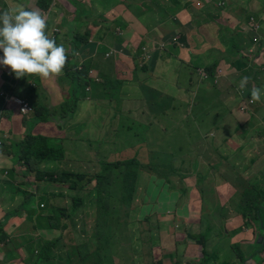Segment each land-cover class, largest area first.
<instances>
[{"label": "rangeland", "instance_id": "obj_1", "mask_svg": "<svg viewBox=\"0 0 264 264\" xmlns=\"http://www.w3.org/2000/svg\"><path fill=\"white\" fill-rule=\"evenodd\" d=\"M156 1L158 8L161 7L162 11L170 9L169 15L156 18ZM160 1L121 0V4L131 7L130 10L134 14L147 12V19L150 22L163 20L161 24L163 27L161 26L157 32L163 35L164 39L159 44L165 43L168 54L163 55L162 62L154 67V64H151V50H147L143 55L144 47L141 46L139 40L136 41L138 37L132 40V44L128 47L129 52L125 48L114 50L112 43L119 37L115 28L121 27L123 20L118 21L116 17L107 18L105 16L106 11L112 12L115 8H119L118 3H114V0H106L105 10H103V13H99L97 17V21L102 22L103 28L83 34L84 38L89 40L97 38L100 34L101 37L98 39H101L103 35V42L99 49L100 59L98 61L94 53L86 54L87 77L85 79L79 77L77 80L78 73L75 70L69 72V82L70 78H73V83L78 82L74 85L75 92L70 91L55 106L57 110L63 109L67 113L70 110H77V107H82V113H78L77 116L80 127L72 128L71 126L68 128L67 125H64L59 131L57 137L67 138H57L58 140H56L57 147H65L66 157L64 155L63 161L49 164L42 163L40 165V168L46 172H84L87 177H92L99 172L97 161H95V159L99 160V157L100 160L111 163L128 160L131 157L135 158L140 168L138 166V178L133 185L135 200L130 211L127 214L122 213L120 215L123 226L119 229L123 235H120L119 231L114 228L117 235H111L112 240L109 241L108 235L106 237L105 223L98 220L100 217L97 216L96 205L98 207L105 206L106 203L111 201V198L107 199V197L116 195L110 185L98 184L97 189L100 194L98 192L94 194L93 188L97 181L95 180V184H92V179L89 185L84 181L82 188L77 190H69L68 185L64 183L55 185L49 180L37 181L36 174L28 170L25 171L23 165V172L20 171L22 169H19V173L17 172L21 165H19L20 162L17 161L16 156L3 154L0 155V174L6 173V178L0 176L2 180L0 181V216L4 218L10 211L17 212V214L9 218L8 231L5 226L2 229L4 239L1 241L4 242L6 247L4 244H0V247L5 252L7 250V258H3L2 254L0 264H7L11 260L10 264H37L39 247L34 245H39V241L45 243L55 240L59 241V244L52 249L50 264L211 263L209 255H206L204 260L197 261L195 257H189L182 253L184 250H188V246H190L188 244L195 245L193 244V236L196 238L200 230L204 233L206 231L208 233V230H210V227L206 230L205 226L204 228L200 226L203 222H210L213 213L217 209L219 198L225 197L224 194L229 189L227 174L241 179L242 174H245L250 177L247 179L249 182L253 181L256 160L261 153H264V123L252 122L250 124L251 131L243 130L242 125L235 119L236 117L239 118L240 113L243 115L253 114L252 108L256 107L251 100L250 90L253 87L247 84L241 90L239 83L236 90L233 89L231 81L238 72H234L230 67L231 64L227 63L223 67H219V64L215 68L214 71L218 69L224 77L222 80L217 81L216 87H213L218 75L214 73L207 75L205 69L207 66L205 65L198 68L200 65L196 62L195 56L201 50L198 46L195 53L191 50L194 48L190 44L191 38L197 40L196 36L200 32L210 31L206 29L215 25L211 20H216V17L211 14L218 13L216 8H224L225 0H209L206 5H202V1L197 2V5V0H195L193 3L194 7L198 9V13L194 18L177 16L176 12L178 7H182L183 0H168L169 3ZM99 11L98 6L93 13L89 12L87 14L93 15ZM259 14L251 15L245 25H240V17L234 16L233 22L235 24L232 25L234 33L241 36L242 31L252 30L259 35L256 29L258 27L256 21L259 18L264 19L263 15L258 17ZM203 15L204 20L195 19L197 16ZM108 16H111V14ZM127 16L130 18V15ZM220 17L222 20L226 19L221 15ZM108 21H112V23L106 25ZM118 22L119 25H116ZM195 23H199L196 27L201 26L202 28L196 29ZM58 29L56 31L62 39L61 29ZM109 29L113 31L112 35H108ZM124 30L131 31L130 28H124ZM97 31L100 32L97 33ZM261 32H264V28ZM234 33L230 32L229 35L233 37ZM118 39L122 40L120 37ZM198 42L200 47L205 48L204 53L206 54L207 44L203 43L201 39H198ZM77 45L81 50L88 51L90 49L89 46L79 42ZM117 54L121 55L122 58L131 56L132 61L137 66L133 69L124 70L125 74H128L126 78L124 76L119 77L114 70L116 66L118 68L124 66L121 62L115 63ZM248 58L253 60L254 56ZM258 62L264 64V58L260 57ZM144 63L147 65V71L142 72L141 67ZM212 64L214 65L215 62H212ZM180 73L186 77L184 84L187 87H184L178 81ZM226 75L229 76L226 78ZM250 75L255 77L254 74ZM95 78H98V81ZM144 78L148 86H154V90L166 94L157 93L155 96L150 97L147 94ZM242 78L243 75L238 78L237 82H241ZM73 83H70L71 87H73ZM192 83L194 84L192 85ZM196 84L197 86H195ZM256 88L258 87L256 86ZM18 89H21V86ZM216 92L219 93L213 94ZM205 93L208 95L207 97H205ZM3 94L4 92L1 93L2 96ZM22 94L26 98V94ZM237 94L243 105L240 106L238 103L237 108H235ZM127 97H131L129 100L134 101L132 102L134 107L132 105L128 106L129 101L125 99ZM15 98L19 97L16 96ZM28 100L34 103L37 99L29 95ZM107 100H110L111 107H101L103 105L102 101L107 104ZM143 102L147 106L155 108L152 113L148 111L151 114V119L154 120L148 128L134 120L144 118L145 107H135L139 104L142 105ZM257 104L259 107H263V100L258 101ZM95 105L98 107H95ZM99 105L101 106L99 107ZM194 105L196 106L193 107ZM225 107H228L229 111ZM36 110L40 111L41 114L46 113L45 116L49 114L42 107H38ZM192 112L198 115L196 119ZM104 122L109 123V127H106ZM40 123L43 122L40 121ZM44 123L45 126L39 127V131L34 135H44L43 132L47 130V120H44ZM4 124L8 126L5 121ZM4 124L1 123L3 129H5ZM23 129L25 130V127ZM7 131L9 132V130ZM7 138L18 140L16 135L11 134L7 135ZM253 138L254 140H252ZM78 143L83 147L78 148ZM14 147L16 148L13 150H17V146ZM163 158H165L164 162ZM262 161L264 160H259V163ZM179 165L188 169L174 171L175 175L171 176V171ZM24 172H27L26 176H29L28 178H25ZM181 172L185 173L180 174ZM19 174L20 176L17 177ZM176 175L181 176L176 177ZM160 177L165 178V180H161ZM27 180L31 185L27 184ZM104 181L110 182V177L106 176ZM164 183L165 185H163ZM151 187L158 192L159 197L156 200H154L156 193L150 190ZM210 187H213L212 191L205 192L201 190ZM262 187L264 185L257 182L251 191L257 195ZM13 188L16 190L15 192ZM179 189H182V191L176 198H167V195L171 194L168 191L177 192ZM237 190L242 191V186L234 189V191ZM45 191L50 193L51 196H45ZM22 192L35 194L34 203L36 202V205L45 202L46 207L41 210L46 214L50 213L52 207L69 209V219L67 220L66 216L63 217V221L68 223L67 229L59 232L54 231L53 233L56 234L51 236L45 235L42 232L43 230L36 231L37 220L43 213L42 211L32 212L28 215V212L19 209L22 203ZM73 196L82 201L78 208L76 206L77 209L71 206ZM113 201L117 202V198L113 197ZM234 201L239 205L236 200ZM222 203L226 204L227 202ZM198 206L201 209L199 220ZM239 206L242 208L241 205ZM239 206L237 207L239 208ZM144 207H147V213L143 216L144 211L142 210ZM32 210H35L34 206ZM193 210L197 212L195 215L192 213ZM235 210L241 212V209ZM111 211L114 221L111 222V225L114 227L118 224L117 209L112 207ZM171 211L176 212L171 215ZM148 213L151 218L145 219L144 217ZM191 217L193 218V225L187 223ZM223 219H226V215ZM42 226L47 227L46 222H43ZM99 226H101L100 230ZM256 228V224L253 223L249 226V232L246 236L242 235V239L237 237L242 240V246L237 241L236 244L229 241L232 248L242 252V259H247L245 263V260H242V264H264V251L257 253L252 258H247L253 252V248L248 249V245L255 242L253 240L248 243V238L253 239ZM95 230L99 231L93 236ZM242 230L246 233L245 226ZM34 231L39 233L38 236L35 235ZM226 234L233 236L236 235V232H226ZM244 238H247V241H243ZM95 239L102 243L101 247ZM117 240L120 241L119 246H117ZM32 241L35 244L30 243ZM114 241L116 245H114ZM23 246L27 252L26 257H22ZM246 249V255H248L243 256ZM39 264L46 263L40 262ZM217 264H228V262H217Z\"/></svg>", "mask_w": 264, "mask_h": 264}, {"label": "crops", "instance_id": "obj_2", "mask_svg": "<svg viewBox=\"0 0 264 264\" xmlns=\"http://www.w3.org/2000/svg\"><path fill=\"white\" fill-rule=\"evenodd\" d=\"M167 1L168 0H161L160 2L169 3ZM194 1L195 0H183L182 7L181 8L178 7V10L176 12L177 16L194 18L195 15H197L198 13V9L194 7V3H193ZM200 1L203 2L202 5H206L209 0H197L196 4L197 2ZM225 2L226 4L224 8L219 9L215 7L218 10V13L211 14L216 17V20L215 21L211 20V22L215 23V25L210 26L209 28L206 29L210 31H204L203 33L200 32L198 36H196L198 39H201L203 43L207 44L208 50L206 54L204 53L205 48L199 46L198 39L195 40L191 38L190 44L194 47L191 50L194 53L197 51L196 48L198 47L201 50L198 51L199 52L198 54H196L195 60L198 63V65H200L199 67H203L204 65L211 66L213 65L212 62H215L214 64V70H215V68H217L219 64H220L219 67H223L226 63L230 64L228 59H235L237 57H242V67L236 68L235 66L230 65L231 69L234 72H238V74L232 78L231 87L236 90L237 85L240 83L237 82L238 78H240V76L243 75V77L248 78L247 81L248 85L252 86L253 88H256L257 86L258 88L264 90V64L258 62V59L260 57L264 58V32H261L262 29L264 28V19L259 18V20L256 21L258 25L256 29L258 30L259 35L255 34L254 31L252 30H247V31H242V35L241 36L238 35L237 39H235V36L237 35L233 31L234 28L232 29V25L235 24L233 22V19H235L234 16L240 17L239 20L241 22L240 25H245L248 22L247 21L248 17H250L251 15H257L260 13L258 17L260 15L264 16V0H225ZM114 3H118L119 8H115L114 11L112 12L106 11L105 13V16H107V18L116 17L118 21L121 19L123 20V24L121 25V27L118 26L117 28H115L119 37L122 38V40L120 41L118 37L116 38V40L113 41L112 44L114 45V50L115 51L123 50L125 48V50L129 52L128 47L132 44V40H135V38L138 37L136 41L139 40L141 46L144 47L143 55L147 50H151L150 51V58L152 61L151 64H154V67H156L158 63L162 62L161 60L162 56L168 54L165 43L159 44L164 39L163 35L157 32L158 30H160L163 20H160L159 22L158 20L156 21L154 20L150 22L149 19H147L148 16L147 12H139L134 14L130 10L131 7L121 4V0H114ZM106 5H107L106 0H52L49 8L44 9L42 8L43 6L38 3V0H0V12H2L5 9L16 8L17 6H23L27 9H39L40 11L42 10L41 12L47 17L46 34L49 36V38L50 35L54 37L56 29L58 28L61 29L60 35L63 38L60 39L59 33H57L59 39L55 41L58 45L62 44L67 49V54H68V60L63 69V73L57 77L49 78V79H42L35 75L17 79L14 73H12L6 66L0 65V83H1L0 84V140H2L3 138L7 139V135L11 134L17 136L18 140H14V141H20L23 137L22 135H24L25 132V130L23 129L24 127L31 129L32 135L37 134L39 129L45 126L44 120H47L48 122L46 126L47 130L43 132L44 135H34V136H45L47 138H50L51 139L50 143L52 145H56V142L52 143V140L56 141L58 140L57 138H66V137H57L59 136V131L61 130L62 127H64V125H67L68 128L71 126L72 128L80 127L79 126L80 121L78 120L77 116L78 113H82V107H77V110H70L67 113L63 109L57 110L55 106L59 104L63 100L64 96H67L70 91L75 92L74 85L77 84L78 82L73 83L74 82L73 78H70L71 80L69 82V76H68L69 72L75 70L78 73V77H76L77 80L79 79V77H83V79L87 77L86 75L87 72L85 68L86 54L90 55L91 53H94L99 61L100 59L99 49L103 42V35L101 39H98L99 37H101L100 34L98 35L97 38H93L89 40V39H85L83 34L88 33L89 31L95 29L103 28L102 22L101 21L98 22L97 17L99 13L101 12L103 13V10H105L104 8ZM98 6L100 8V11L98 13L93 15L87 14L89 12L93 13L95 11V8H97ZM156 6H157V10L155 13L156 15L154 14L156 18L159 16L164 17L166 15H169L168 13L170 9L166 11L165 10L162 11L161 7L158 8L157 1H156ZM110 14L111 16H108ZM127 15H130V18ZM220 15L223 16V18L225 17L226 19L222 20ZM242 15L244 17V20L243 17H241ZM195 19L204 20V15L197 16ZM111 23L112 21L111 22L108 21L106 25H110ZM197 24L195 23V27ZM116 25H119V22L116 23ZM123 27L130 28L131 31L130 32L125 31ZM156 27L158 28L156 29ZM199 28L201 29L202 27L201 26L196 27V29ZM98 32L100 31H97V33ZM112 32L113 31L109 29L108 35H112L113 34ZM230 32L234 33L233 37L229 35ZM254 37L256 38V40ZM107 38H109V36H107ZM78 42L86 46H89L90 49L88 51L81 50L77 45ZM235 43L238 44L239 47L242 46L243 44V46L239 48L240 55L235 53L230 54L229 53L230 50L228 51L229 47H233V51H236V46L234 45ZM2 55L3 53L0 52V57H2ZM251 56H254L253 60H250L248 58ZM118 62H121L122 65L124 64L122 68H118V66H116V68L114 69L118 73L119 77L124 76L126 78L128 74L126 75L125 71L128 69H133L136 65L132 61L131 56L128 57L126 56L122 58L121 55L119 54H117V58L115 59V63ZM214 70H213L214 74L218 75V79L215 81V84L213 85V87H216L217 81L222 80L224 76H222L219 73L218 69L216 71ZM250 74H254L255 77H252V75ZM179 75L182 76V82L185 87L186 85L184 84V81L186 80V77L181 73ZM228 76L229 75H226L225 77L227 78ZM70 83H73V87L70 86ZM20 86L21 89H18ZM145 86L147 88V94L150 97L155 96L157 93H161L162 95L166 94L163 93L162 91L154 90V86L151 87L148 86L147 81L145 82ZM195 86H197V84ZM2 92H4L3 96L1 95ZM22 93L26 94L27 99L24 97ZM218 93L219 92L213 94H218ZM5 95H8L9 97L12 98L18 96L20 99L26 100L31 104L32 102L28 100V96L30 95L31 97H33L34 95V97L35 96L37 97L36 101H39L40 103V105L36 107H42L44 110L49 112V114L45 116L46 113H44L39 116L38 113L34 110L33 113L26 114V116H24L23 112H21V108H19V106L17 105V102L16 101L14 102L13 99L7 102L5 100ZM130 98L131 97L125 98L126 100L129 101L128 106L132 105V102H134V101H130L129 100ZM235 100H237V104L235 105V108H237V105L240 101L238 94L236 95ZM261 100H263L264 103V95H262ZM109 101L110 100L106 101L107 104L104 103L105 101H102L103 105L102 106L99 105V107L100 106L111 107ZM255 105L256 107L252 108V112H253L252 115L246 116L240 113L238 115L239 118L236 117L235 119V121L240 122L242 124L243 130L251 131L252 129L250 128V124L252 122L264 123V105L263 107H259L257 102H255L254 106ZM95 107L98 106L95 105ZM132 107H134V105H132ZM135 107H145V109L143 115L144 118L142 120L139 119H134V120H137L138 122H140L142 126L146 128L151 126L154 120L151 119L150 117L151 114H149V112L152 113L155 108L151 106H147L145 102H143L142 105L139 104V106L137 105ZM225 109L229 110L228 107H225ZM129 110L131 111V109ZM4 121L5 123L8 124V126L4 124ZM40 121H42L43 123L39 124ZM1 123L5 125V129L1 128L2 126ZM104 125L106 127H109L108 125L110 124L104 122ZM7 130H9V132ZM252 140H254V138ZM77 147L81 148L83 146H81L78 143ZM263 155L264 153H261L260 157H258V159L256 160V164L254 166L255 172L253 173L254 175L253 180H255V183L259 182L260 184L264 185V161L259 163V160H264ZM42 163L49 164L51 162L43 161ZM180 166L181 165L175 166L174 170L172 171H181V170L184 171L188 169ZM19 169H22L20 171L23 172L24 168L21 165L17 169L18 173H19ZM184 173L185 172H181L180 174H184ZM2 175L3 174H0V176ZM19 176L20 174L17 177ZM227 178L229 180L228 181L229 189H227L226 193L224 194L225 197L222 198L224 200L222 201V199L219 198L220 201L217 202V209L213 213L210 222H203L200 226L202 228H204L205 226L206 230L210 227V230H208V233L207 231L206 233H204L200 230V233L197 234L196 238L195 236H193V240H194L193 244L195 245H192V243L188 244L190 246H188L189 248L187 251L185 250L183 251L182 253L183 255L189 257H195V260L197 261L204 260L206 255H209L211 262L210 264H217V262L218 263L228 262V264H242L241 262L242 252L239 250L236 251L234 248H232L230 246L231 244L229 243V241L232 244H236L237 241L238 244L242 246V240H241L242 235L246 236L247 232H249V229H246V233H244V231L242 230L241 227V225L243 224L242 214L241 212H238L235 209H240L239 205L241 204L242 201V191L247 190V185H251L252 181H250L251 182L250 183L249 180H247L250 177L245 174H242V179L236 178L231 174H227ZM241 186H242V191L240 192L239 190L234 191L235 188L238 189ZM180 191H182V189L177 190V192L175 193L176 197L180 194ZM260 192H264V187H262ZM45 196H51V195L50 193H45ZM21 198L23 202L22 195ZM234 200H236L239 203V205H237ZM222 202H227V203L225 204ZM41 203L46 204L45 202H41ZM237 206H239V208ZM198 209H199L198 212V220H199V213L201 211L199 206ZM176 211L174 212L171 211V215H173ZM192 213L193 215H195L197 212L193 210ZM224 215H226V219H223ZM192 219L193 218L191 217V219H189L187 223L193 225ZM0 220L3 221L4 219L0 216ZM7 225H8V221L5 224L6 230H7ZM35 230L38 232H40V230H43L42 232L45 233V235L47 236L55 235L56 233H53L54 231L59 232V230H47L44 227L42 228L35 227ZM36 231H34L35 235L38 236L39 233ZM226 232H230V233L236 232V235L230 236V234L227 235ZM260 233H262V231ZM5 234H7V232H5ZM201 234H203L202 246L204 247V249L202 248V246L200 247L199 245L196 244L197 241L196 239L199 238ZM237 237H240L241 239ZM251 239H252L251 237L248 238V243H251L253 240L256 239L255 231H254L253 239L252 240ZM243 241H247V238H244ZM0 244H4V243H0ZM6 253L7 250L5 252L3 248L0 247V262H2V258H1L2 254H3V258H7ZM25 254L26 251L22 249V257L23 256L26 257L27 255L25 256ZM211 260H213L214 262ZM11 262L12 260L9 261L7 264H10Z\"/></svg>", "mask_w": 264, "mask_h": 264}, {"label": "trees", "instance_id": "obj_3", "mask_svg": "<svg viewBox=\"0 0 264 264\" xmlns=\"http://www.w3.org/2000/svg\"><path fill=\"white\" fill-rule=\"evenodd\" d=\"M51 2H52V0H38V3L41 4L43 6V7L42 6L41 7L44 9H48ZM248 20H249V17H248ZM46 33H47V31H46ZM57 33H58V31H55L54 37L50 36V38L54 39V40H58L59 38H58ZM237 37H238V35L235 36V39H237ZM234 45L236 46V51H233V47H229L228 48V51L230 50L229 53L230 54L235 53V54L240 55V49L239 48H241V46L239 47V45L236 43ZM228 61L231 65L235 66L236 68L242 67V57H237L235 59H228ZM237 64H239V65L237 66ZM198 68H202V67H198ZM205 69H206L207 75H211L214 73L213 72L214 65L207 66ZM141 70H142V72L147 71V65L145 63L142 65ZM202 80H203V78H202ZM178 81H180L183 84L181 76H179ZM193 84L194 83H192V85ZM204 95H205V97L208 96L206 93ZM33 98H37V97L36 96L34 97V95H33ZM32 105H33V109L40 116L41 115L40 111L36 110L38 108L36 106L40 105L39 101H36L34 103L32 102ZM196 105H194L193 107H195ZM239 105L242 106L243 102L240 101ZM192 113L194 114L193 116L196 119V117L198 115L194 112H192ZM249 115H251V114H249V113L246 114V116H249ZM247 119H249V118H247ZM247 119H246V121H247ZM239 124H241V123L239 122ZM22 136L23 137L20 141H14V140H10L8 138L7 139L3 138L1 140V144H0V155L7 154L8 156L11 155L12 157L16 156L17 161L20 162L19 165H23L25 167V171L28 170L29 172H33L36 174L35 178L37 181L49 180L50 182L55 183V185H58L59 183H64V184L68 185L69 190H74V189L77 190V189L82 188L84 181H86L87 185H89L91 179H92V184H95V180L97 181V184L93 188L94 194L96 192H98L100 194V192L97 189L98 184L110 185L114 189V192L116 195L111 196L109 198L107 197V199L111 198V201L106 203L105 206L103 205L101 207H98L96 205L97 216L100 217L98 220L103 221L105 223V225H106V237L108 235L107 238L109 239V241L112 240L111 235H117V231H115L114 228H116L119 231L120 235H123L122 231L119 229V227L123 226L122 222L120 221V215L122 213L127 214L130 211V208H131V206L135 200V192H134V186L133 185L137 181V178H138V166L140 168V165L138 164V161L135 158L131 157V159H128V160H122V161H117V162L111 163V162H104V161L100 160L101 158L99 157V160L95 159V161H97V164H98L97 170L99 169V172L97 174L93 175L92 177H90V176L87 177V175H85L84 172H61V173L46 172L40 168V165L42 164V162L43 161L44 162L63 161L64 155L66 157L65 147L64 146L57 147L56 145H52L50 143V140H51L50 138L32 135V130L28 129L26 127H25L24 135H22ZM8 142H9V144H8ZM54 142H56V141L52 140V143H54ZM14 146H17V150H13L14 148H16ZM164 159L165 158H163V162H164ZM168 172H170V171H168ZM24 173H25V178H28L29 176H26L27 172H24ZM170 175L171 176L175 175V172L171 171ZM106 176L110 177V182L104 181V178H106ZM179 176H181V175H176V177H179ZM84 178H86V179H84ZM161 180H165V178H161ZM0 181H2V180L0 179ZM167 181H169V180L167 179ZM254 183H255V180L252 181L251 185H247V190L242 191V204H240L242 208H240V209H241L243 224L241 225V227L243 229L245 226L246 229H248L249 226L253 225V223H254L257 226L256 230L264 231V192H260L259 193L260 196H259V194H257V195L254 194L251 191V189H253L252 187L254 186ZM27 184L31 185V183L28 180H27ZM163 185H165V183ZM103 190H105V189H103ZM150 190L156 193V196L154 198V200H156L159 197L158 192L155 191L152 187L150 188ZM201 190L205 191V192H209V191L213 190V187L201 189ZM15 191L16 190L14 189V192ZM165 191H168V190H165ZM45 192H47V191H45ZM168 192H170L171 194H168L167 198L168 197H170L171 199L176 198V196H175L176 192H172V191H168ZM21 195L23 197V202L20 205L19 209H21L22 211L28 212V215L32 212L38 213V212L42 211V213H43V215L40 216L37 220V223H36L37 228H42L43 227L42 223L46 222L47 227H45V229H47V230L65 231L67 229L68 223L66 221H63V217L66 216L67 220L69 219V216H68L69 215L68 214L69 209L58 208V207L53 208L52 207V210H50V213L46 214L43 210H41L39 208V206H37L38 208L36 207L35 204H37V203L36 202L34 203L35 194L28 193V192H22ZM109 195H111V194H109ZM119 196H120V200H119ZM113 197L117 198V202L113 201ZM71 201H72L71 206L74 209H77L78 206H80L81 202H82L76 196H73ZM33 206L35 207L34 211L32 210ZM76 206H77V208H76ZM112 207L117 209V217H118V219H117L118 224L114 227L111 225V222H114L112 219L113 218L112 217L113 216L112 211L110 212V209H112ZM146 208L147 207H144L142 210V211H144L143 216L145 213H147ZM16 214H17V212L10 211V213H7L6 216L3 218L4 219L3 221L0 220V242L2 239H4L2 236V227L5 226L6 222L9 220L10 217L15 216ZM144 218L150 219L151 216L148 213L147 216H145ZM145 219H144V221H145ZM98 228L100 230L101 226H99ZM99 230H95L93 232V236H95V233H97ZM125 234H126V232H125ZM6 239H7V237H6ZM202 239H203V234H201L200 237L196 239L197 240L196 244L199 245L200 247L203 245ZM95 240L99 244V247H101L102 243L97 239H95ZM30 243L35 244L33 241ZM113 243H114V245H116L115 241ZM58 244H59V241L55 240V241H48L45 243H41L39 241V245H37V244L34 245V246L39 247V253L37 256V259H38L37 264H39L40 262L50 264L52 249L57 247ZM117 244H118L117 246L120 245L119 240H117ZM24 246L22 247V249L25 250ZM202 248L204 249L203 246H202ZM256 248H257L256 249L257 253L264 251V243L261 246H256ZM248 249H249V247H248ZM85 252L87 253L86 250H85ZM26 255H27V252H26L25 256ZM243 256H245V255L243 254ZM254 256L255 255H253L252 257H254ZM242 260H246V259H242Z\"/></svg>", "mask_w": 264, "mask_h": 264}, {"label": "clouds", "instance_id": "obj_4", "mask_svg": "<svg viewBox=\"0 0 264 264\" xmlns=\"http://www.w3.org/2000/svg\"><path fill=\"white\" fill-rule=\"evenodd\" d=\"M46 28V16L39 9L17 6L0 12V52L3 53L0 57V65L6 66L17 79L31 75L49 79L61 75L68 60L67 49L49 38ZM95 80L98 81V78ZM247 81V77L241 79L239 85L241 90L246 87ZM262 95H264V90L253 88L251 90L252 102L260 101ZM26 102L33 108L31 103ZM33 111L34 109L23 115L26 116ZM5 176L4 173L2 177ZM37 206L40 209L46 207L44 203Z\"/></svg>", "mask_w": 264, "mask_h": 264}, {"label": "water", "instance_id": "obj_5", "mask_svg": "<svg viewBox=\"0 0 264 264\" xmlns=\"http://www.w3.org/2000/svg\"><path fill=\"white\" fill-rule=\"evenodd\" d=\"M261 231L262 230H256V232H255L256 233V240H255V242L252 243V245H248L249 248H253V252L247 256L246 255L247 249H246L245 256H247V258H252L253 255H256V253H257L256 252V249H257L256 246H261L264 243V231H262V233H260ZM258 235L260 236V238L257 239ZM246 260L244 261V263L246 262Z\"/></svg>", "mask_w": 264, "mask_h": 264}, {"label": "built area", "instance_id": "obj_6", "mask_svg": "<svg viewBox=\"0 0 264 264\" xmlns=\"http://www.w3.org/2000/svg\"><path fill=\"white\" fill-rule=\"evenodd\" d=\"M47 19V17H46ZM59 30V29H58ZM13 99L14 102L16 101L17 104L20 106L21 108V112L23 113H28L31 112V110L33 109L32 106H30L25 100H22L20 98H12L9 97L8 95H5V100L8 102L9 100ZM0 144H1V140H0ZM6 174V173H5ZM41 207H44V205H41Z\"/></svg>", "mask_w": 264, "mask_h": 264}]
</instances>
